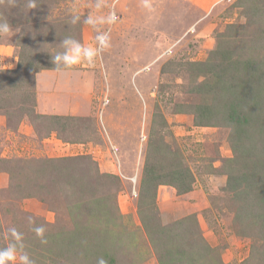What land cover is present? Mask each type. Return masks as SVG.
I'll return each mask as SVG.
<instances>
[{
    "label": "rangeland",
    "instance_id": "obj_1",
    "mask_svg": "<svg viewBox=\"0 0 264 264\" xmlns=\"http://www.w3.org/2000/svg\"><path fill=\"white\" fill-rule=\"evenodd\" d=\"M147 1L155 14L140 7L144 14H132V5ZM168 1L104 0L98 12L95 0H37L31 10L27 0H0V17L14 31L0 37V247L13 242L7 230L15 227L24 236L21 251L35 264H264V0ZM112 10L117 22L99 33L85 23L90 11ZM133 15L136 24L147 18L149 29L133 24ZM104 32L110 46L95 63L64 69L90 73L96 84L86 85L77 104L83 115H60L78 120L63 142L21 111L29 93L37 101L38 74L60 71L29 74L26 83L3 72L17 69L25 37L54 65L51 56L65 50V38L95 46ZM138 39L139 49L131 50ZM135 53L142 56L133 72L141 74L126 82L127 56ZM219 82L235 84L234 97ZM44 99L42 108L58 107ZM231 101L240 102L249 124L223 122L219 112L227 114ZM201 106L218 113L214 124L197 125ZM44 163L52 169L38 175ZM147 163L162 175L188 168L192 191L162 178L171 183L158 184L155 199L142 198ZM41 225L46 245L31 231ZM81 227L91 241L63 247L62 230ZM168 227L181 237L168 241Z\"/></svg>",
    "mask_w": 264,
    "mask_h": 264
},
{
    "label": "trees",
    "instance_id": "obj_2",
    "mask_svg": "<svg viewBox=\"0 0 264 264\" xmlns=\"http://www.w3.org/2000/svg\"><path fill=\"white\" fill-rule=\"evenodd\" d=\"M39 21H41V19ZM30 22L35 23L36 20L31 19ZM30 38L31 37L29 36V37L23 38V40H22L23 45L20 46L21 52L19 55V62H18L17 69L3 72L5 75L7 74V76H8L7 79L8 78L10 79L11 75H19V76H21L20 79H22V77L25 78V80H23V82L26 83V81H28L26 78L27 75L36 74V73H38L42 70H45V69H55L56 68V66H54V65H50V64L45 63V60L40 58V56L37 55V53L34 51V48L30 44L31 43L30 40L32 39V38L31 39ZM28 51L31 52V54H33L32 57L26 55V52H28ZM64 51H62L61 54ZM257 65H256V67H257ZM61 67L63 68L62 64H61ZM259 68L261 69V66H259ZM256 72H259V71H256ZM246 75H249V77H251L250 73H247L245 70V76ZM30 77H31V75H30ZM242 81L245 83V85H247L248 81H245V80H242ZM249 81H251V80H249ZM222 82L224 83V81H222ZM12 84L15 85V83H12ZM220 85H221L220 86L221 89H223L225 87V86H223L222 83H220ZM235 87H236L235 84L226 86L224 88L226 95L228 93V95L230 94V95H233V97H234V95L236 93ZM28 97L30 98L29 99L30 103L24 105L23 109L21 108L22 113H24L23 111H26L25 112L26 116L29 117L30 121L35 126H38V121L42 120L40 122L44 127H46V129L49 130L48 131L49 135H51L53 132H55L56 135L59 137V139L62 140L63 142H70L67 139L69 137V136H67L68 135L67 133L69 130L73 131L71 122L75 121L77 119L70 117V116L67 117V116H60V115L38 114L36 112V109H35L36 104H37V101L35 100L36 99L35 92L29 93ZM240 101H241V99H240ZM239 105H240V102L231 101L230 104L228 105V108L230 109V111L227 114L223 115L225 112H221V111L219 112L221 114V116H223V118H224V119L222 118L223 122H226V123L232 124V125L233 124L234 125L235 124L236 125H247L251 122L252 118H249L247 113H244V112L240 113V110L238 108ZM253 108H255V106ZM249 113H250V111H249ZM217 114L218 113L215 112L214 108H211L209 106H201L199 108V110L196 112L197 125H199V126H210L209 124H214L213 122H209V120H211V118H215L217 116ZM198 119H201V120L199 121ZM252 145L254 146V144H252ZM171 154L175 156L174 152H171ZM69 159H71V158H69ZM69 159L64 158L63 161L67 162ZM48 161L52 162L53 160H48ZM43 165L44 166H41L38 168V170H37L38 175L41 173L43 174L45 172L47 173L49 171V169H52V167H48V165L45 163ZM154 169L155 168H153V165H150L148 163L145 166L144 175H143L142 180H141V197L143 196L142 198H146V200L155 199L158 184L171 183L169 180H162V178L172 179V181H174V182H172L173 184L171 183L170 185H173L174 187L179 188L181 190V192H183V193H189L192 191L193 185H194V184H192V182H194V179L190 175V173H189L190 171L188 168H186V169L177 168L175 170V172H172L171 175L159 174V173H157V169L156 170H154ZM263 169H264V165H263ZM260 172H264V171L262 169H260ZM69 175H71V174L69 173ZM260 175H263V174H260ZM108 177L118 179L117 176H109L108 175ZM241 179H243V178H241ZM236 180H238V178ZM43 189H44V187L42 185H40L39 190H43ZM42 192L45 193V191H42ZM83 229L84 228L81 227L78 231L77 230H75V231L71 230V232L69 231L70 234L67 233L68 232L67 230H62V232H65V235L67 234L68 236L66 237V240L63 243H61V245L63 247H67L69 244L68 243L69 241L75 242V244L78 243V245H81V246H83V244L84 245L88 244L91 241V237H87L88 236V235L86 236L87 232L84 231ZM167 230H168L167 231L168 233L166 232V234H164L163 236L168 238V241L169 240L171 241V239L174 238L175 236L177 238L181 237L180 234L177 235V233H175L176 229L173 230L170 227H168ZM69 247H70V245H69ZM177 250L181 253L183 251V248H181V249L178 248ZM69 251H70V249H69ZM168 251L169 252L172 251L171 248Z\"/></svg>",
    "mask_w": 264,
    "mask_h": 264
},
{
    "label": "clouds",
    "instance_id": "obj_3",
    "mask_svg": "<svg viewBox=\"0 0 264 264\" xmlns=\"http://www.w3.org/2000/svg\"><path fill=\"white\" fill-rule=\"evenodd\" d=\"M37 0H27V6L29 10L37 8ZM105 7L104 0H95V9L99 12ZM145 7H148L145 3ZM79 19V14L74 17L73 22ZM117 15L114 10L105 15H96L90 11L85 19V23L89 25L94 31L99 33V26L112 25L117 22ZM13 26L7 18L0 17V37L13 35ZM99 46H96V45ZM62 45L65 51L57 53L51 56L52 63L56 66L55 70L62 71L64 69H70L82 62L93 64L100 57L101 50H106L110 46V35L108 32L97 34L95 36V46H86L79 40L72 39L70 37L65 38L62 41ZM63 65V68L61 67ZM30 222L34 223L33 217H28ZM37 238H39L41 244L46 245L47 240V228L45 225L36 226L31 229ZM12 239V243L6 246L0 247V264H35V260L27 253L21 251L23 248V233L17 230L15 227H10L7 230ZM99 264H105L103 260Z\"/></svg>",
    "mask_w": 264,
    "mask_h": 264
},
{
    "label": "crops",
    "instance_id": "obj_4",
    "mask_svg": "<svg viewBox=\"0 0 264 264\" xmlns=\"http://www.w3.org/2000/svg\"><path fill=\"white\" fill-rule=\"evenodd\" d=\"M168 0H164V3L167 5ZM145 3H147L148 7H145ZM134 6V12L132 14H144L146 11L151 12L152 14H155V10L152 9V4L150 1L147 2H142V4L138 5H132ZM140 7L141 9L146 8L147 10L144 12H138L136 11ZM155 8V6L153 5ZM194 7V5H193ZM167 9V8H166ZM181 12H185L186 14V9L183 8ZM184 14V13H181ZM137 15H133V21L132 23L135 24L136 26H139L143 30H148L149 29V22L147 21V18H142L143 20L141 21L142 24H136L139 23L136 21ZM141 17H144L143 15ZM147 22V23H146ZM131 23V24H132ZM141 40L138 39V41L134 42L131 44L130 49L138 48V43H140ZM141 44V43H140ZM130 50V52H131ZM128 53V52H127ZM142 56L141 54H133V55H128L127 58L130 60L128 63V66L126 67L127 75L126 77V82H134V79L138 77L139 74H141V71L138 70L136 72L134 68L136 65H141L139 62L140 57ZM66 71H60L58 72L59 74H54L53 71H44L42 73L38 74V79H37V113L38 114H43V115H83L86 109L78 104L79 100L85 95V88L88 83L91 84H96V82L93 80L92 75L87 74V76L83 77L81 75H78L76 73L72 74H66ZM54 78V81L52 80ZM46 83L50 86L49 90H42L41 89V84L40 83ZM55 82V83H54ZM136 86V85H135ZM134 89V88H133ZM135 90V89H134ZM55 91H57L55 93ZM136 91V90H135ZM141 93V91H139ZM54 95H51L53 94ZM44 97L46 99H53L56 103H58L57 108H51V109H45L42 108V104L46 103ZM44 100V102H42ZM65 109H70V110H65ZM69 111V112H68ZM71 111V112H70Z\"/></svg>",
    "mask_w": 264,
    "mask_h": 264
}]
</instances>
